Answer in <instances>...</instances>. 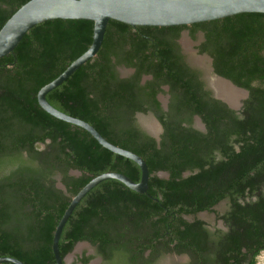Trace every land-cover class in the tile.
Returning a JSON list of instances; mask_svg holds the SVG:
<instances>
[{"label":"trees","instance_id":"1","mask_svg":"<svg viewBox=\"0 0 264 264\" xmlns=\"http://www.w3.org/2000/svg\"><path fill=\"white\" fill-rule=\"evenodd\" d=\"M27 1L0 0V28ZM92 28L86 20L45 21L0 58V257L55 264L54 229L86 183L106 172L140 180L133 161L36 101L38 90L88 49ZM182 30L192 39L201 32L199 53L212 58L214 73L247 90L238 112L213 98L183 62L177 44ZM119 66L133 73L121 78ZM143 76L150 79L142 84ZM164 85L166 111L156 98ZM45 97L141 157L149 171L146 193L114 179L86 193L62 228V259L85 241L123 264H152L169 252L188 254L189 264H257L264 252V14L173 27L109 20L96 55ZM137 113L153 114L162 127L159 141L136 124ZM195 115L204 132L192 127ZM57 176L65 192L56 187ZM222 201L227 207L218 213L213 208ZM204 211L215 213L225 229L208 230L196 218ZM88 260L81 258L82 264Z\"/></svg>","mask_w":264,"mask_h":264},{"label":"water","instance_id":"2","mask_svg":"<svg viewBox=\"0 0 264 264\" xmlns=\"http://www.w3.org/2000/svg\"><path fill=\"white\" fill-rule=\"evenodd\" d=\"M242 13L264 14V0H29L21 5L0 28V58H2L11 53L22 37L36 24L56 19L86 20L93 23L92 42L88 49L76 58L58 77L41 87L36 94V101L40 108L50 116L82 128L100 146L116 155L133 161L140 170V180L138 182H134L120 173H102L93 177L70 199L52 236L51 250L55 264H65L58 250L60 234L73 209L86 193L100 182L108 179L117 180L128 189L139 194L146 193L149 171L141 157L108 142L88 123L54 108L46 100V94L62 84L77 68L96 55L101 46L109 20L131 27H173L189 26ZM207 79L208 87L213 97L223 101L228 107L238 112L242 106V100L248 96L247 90L239 88L230 80L217 75L210 67L207 70ZM213 80L223 81L227 86L241 92L244 97L236 105L231 106L218 95V92L212 86ZM194 120L196 127L204 131V124L200 118L194 116ZM146 130L157 138V134L154 131L149 130L148 127ZM69 173L74 176L80 175V172L76 170H71ZM156 175L159 178H168L166 172H157ZM187 175H189V172L183 173L182 177ZM56 187L65 192V187L60 182L59 176H57ZM0 264L24 263L15 258L0 257Z\"/></svg>","mask_w":264,"mask_h":264},{"label":"flooded vegetation","instance_id":"3","mask_svg":"<svg viewBox=\"0 0 264 264\" xmlns=\"http://www.w3.org/2000/svg\"><path fill=\"white\" fill-rule=\"evenodd\" d=\"M184 38H186L188 40L189 44L184 42ZM202 42H203V34L201 32H197L196 35H195V38L192 39L190 37V35H189L188 30H182L181 33H180L179 38L177 39V44L179 46V53L182 56L183 62H185V64L188 67H190L191 69H193L196 72H198L199 79L203 82L204 89L209 90L211 92V90L208 87L207 70H208L209 67L213 69V67H212V58L206 53H199L198 47L200 46V44ZM122 69L127 70L128 72H129V70H131V72L123 75L122 74V71H123ZM116 70L118 72L119 77H121V78L128 77V76H130L133 73V69L125 68L124 66H119V67L116 68ZM149 79H150V76H143L142 80H141V83L143 84L146 80H149ZM161 90L163 92L158 93L156 95V98H157V101L160 104L161 109L163 111H166L167 110V106H168V102H169L168 87L164 85V86L161 87ZM211 96L213 97L212 92H211ZM217 100H219V99H217ZM148 114H151V113H148ZM138 115H147V114L137 113L135 115V119H136V117ZM151 115L153 116V114H151ZM154 119L156 120L155 117H154ZM156 122L160 126V132H159V134H157V138H156L155 135L150 134L145 128L141 127L139 124H138V126L142 130H144L148 135L153 137L156 141H159L160 135L162 133V127H161L160 123L157 120H156ZM192 127L194 129L200 130L198 127H196L194 116H193V121H192ZM204 128H205V126H204ZM200 131L204 132L205 129H204V131L203 130H200ZM222 202H225V206H224V210H225L226 207H227L226 206L227 205L226 201H222ZM219 204H217L215 207H217ZM213 209L215 211H217L218 213L224 212V210L223 211H219L218 208H213ZM200 213H203V212H200ZM200 213H198V214H200ZM207 213L213 214V216L215 218V222H212V223H209L206 220L201 219V220H203L205 222V226L207 227L208 230L213 231L215 228L225 229L223 224H222V222L220 220H216L215 213H212V212H207ZM197 215H196V218H198ZM198 219H200V218H198ZM191 220H188V221H191ZM81 244H85L87 247H85V248L80 250V248L78 246L81 245ZM71 254L74 255L73 256L74 264H82L81 258L83 256L89 258V260L87 261L86 264H123V263H121L119 261V258H114V261H111V260H108V259L104 258L103 256H101L98 253V251H97L95 246H93L89 242H85V241L77 242L74 245L72 251L64 257V263L66 262V257L71 255ZM149 256H150V250H146L144 252V254H143L144 259H148ZM190 262H191V258L186 253L177 254L175 252H169V253H165V254L160 255L158 258H156L154 261H152V264H189Z\"/></svg>","mask_w":264,"mask_h":264},{"label":"rangeland","instance_id":"4","mask_svg":"<svg viewBox=\"0 0 264 264\" xmlns=\"http://www.w3.org/2000/svg\"><path fill=\"white\" fill-rule=\"evenodd\" d=\"M184 42L189 44L188 40L186 38H184ZM122 74L125 75L127 73H129L127 70L122 69ZM241 101V100H240ZM136 124H139L141 127L146 129V125H149L152 127V131H154L155 134H159L160 132V126L159 124L155 121L154 117L151 114H147V115H138L136 117ZM224 206L225 203H220L216 208H218L219 211H223L224 210ZM198 218L206 220L209 223L215 222V218L213 216V214L207 213V212H203L197 215ZM193 217L192 216H187L186 219L187 220H191ZM81 249L87 247L85 244H81L78 246ZM73 254L69 255L66 257V264H74V258H73ZM257 264H264V252L261 253L258 258H257Z\"/></svg>","mask_w":264,"mask_h":264},{"label":"bare ground","instance_id":"5","mask_svg":"<svg viewBox=\"0 0 264 264\" xmlns=\"http://www.w3.org/2000/svg\"><path fill=\"white\" fill-rule=\"evenodd\" d=\"M212 86L216 89V91L218 92V95L222 97L223 99H225L231 106L236 105L237 102L242 100V98L244 97V95L241 92L231 88L230 86H227L226 84H224L223 81L213 80ZM146 126L152 129L151 126L149 125H146Z\"/></svg>","mask_w":264,"mask_h":264}]
</instances>
